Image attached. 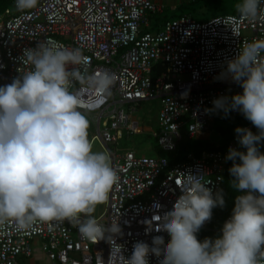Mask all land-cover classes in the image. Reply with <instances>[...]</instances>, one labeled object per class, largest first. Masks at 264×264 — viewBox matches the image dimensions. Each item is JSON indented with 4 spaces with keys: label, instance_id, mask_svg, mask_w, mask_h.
<instances>
[{
    "label": "built area",
    "instance_id": "obj_1",
    "mask_svg": "<svg viewBox=\"0 0 264 264\" xmlns=\"http://www.w3.org/2000/svg\"><path fill=\"white\" fill-rule=\"evenodd\" d=\"M260 7L255 20H244L238 13L207 20L181 15L165 20L156 31L147 30L151 15L161 11L153 0H39L36 8L25 11H17L12 0L0 13V85L30 69L21 59L24 49L47 41L79 48L89 58V73L108 70L117 77L111 97L99 107L89 108L92 93L76 88L96 131L90 140L100 141L120 176L95 218L105 227L119 223L122 231L115 239L124 246L125 256L138 241L151 245L160 235L168 242L166 232L155 231L158 222L152 216L171 210L181 194L182 174H202L206 187L215 193L229 148L242 150L235 133L224 149L191 150L173 164L165 154L137 155L119 148L122 138L137 132L134 112L142 102L158 100L156 141L163 152H176L184 126L189 137L210 131V112H222L212 110L213 100L242 93L230 78L217 77L246 43L264 38V0ZM241 127L252 130L253 125ZM213 217L212 210L211 220L200 231L209 229ZM147 221H152L148 234ZM37 243L50 264H119L109 258L105 240L94 243L77 227L55 221L37 223L29 230H18L14 222L0 226V264H25ZM149 264H158V258L150 255Z\"/></svg>",
    "mask_w": 264,
    "mask_h": 264
},
{
    "label": "clouds",
    "instance_id": "obj_2",
    "mask_svg": "<svg viewBox=\"0 0 264 264\" xmlns=\"http://www.w3.org/2000/svg\"><path fill=\"white\" fill-rule=\"evenodd\" d=\"M262 0H240L239 17L255 20ZM39 0H15L17 11L37 7ZM264 38L246 43L227 62L218 79L230 78L242 93L220 96L213 109L238 111L257 129H235L240 151L229 148L225 157L231 187L243 194L235 198L230 218L216 238L198 240L197 233L211 220L212 210L223 208L222 191L206 187L202 174H182L181 194L171 210L153 215L155 231L164 237L133 244L130 256L115 237L117 222L101 225L93 213L108 202L120 176L110 154L93 151L90 121L83 110L81 91L92 93L89 108L99 107L112 95L117 77L108 70L89 73V58L79 48L47 41L23 50L30 69L0 85V226L14 222L18 230L37 223L67 222L83 238L110 245L109 258L119 264H264ZM83 69V70H82ZM238 161V162H237ZM158 210L159 204L154 205ZM147 221L146 234L152 230Z\"/></svg>",
    "mask_w": 264,
    "mask_h": 264
},
{
    "label": "rangeland",
    "instance_id": "obj_3",
    "mask_svg": "<svg viewBox=\"0 0 264 264\" xmlns=\"http://www.w3.org/2000/svg\"><path fill=\"white\" fill-rule=\"evenodd\" d=\"M155 2L161 7V11L151 15L152 24L147 28L148 31H156L161 28L165 20L177 18L181 15H188L196 20H207L216 15L235 13V5L240 0H157ZM158 111L159 102L157 99L142 102L139 109L133 114V118L138 123L137 132L129 137L125 136L122 138L119 141V148L123 150L132 149L137 155L143 156L165 154L169 159H176L178 157V161H181L185 158L188 151L180 150L179 147L197 145L199 142L201 144L208 142L214 145L220 141L221 136L215 128L217 121L212 123L213 129L210 131L198 133L192 137L188 136L187 128L184 126L181 128L183 139L178 145L176 152H163L159 149L156 141ZM210 115L214 121L215 114L210 112ZM88 132L89 138L96 132L91 123ZM92 143L93 151H105L98 139H93ZM104 206L105 204L98 205L93 215L97 217L104 209ZM221 229L222 226L216 229V237L221 234ZM26 264H50L43 254L39 243L33 244V255L27 260Z\"/></svg>",
    "mask_w": 264,
    "mask_h": 264
},
{
    "label": "trees",
    "instance_id": "obj_4",
    "mask_svg": "<svg viewBox=\"0 0 264 264\" xmlns=\"http://www.w3.org/2000/svg\"><path fill=\"white\" fill-rule=\"evenodd\" d=\"M11 4H12V0H0V13L4 11L6 8H9ZM214 114H215L214 121L211 120V129H213L212 123L217 121L215 128L217 129V131L221 136L220 141L214 145H211L208 142L204 144H201L199 142L197 145L194 144V145L181 146L179 147L180 150H186V151L192 150L196 153H199L201 149H214V148H217L219 150L224 149L226 142L232 137V135L235 134V129L237 127H241L244 124H251V122L245 119L242 114H233V113L225 114L224 112H217ZM252 131L255 133L257 132V129L253 126ZM243 150L244 149L242 148L241 151ZM260 151L264 153V142H261ZM178 160H179L178 157L176 159H170V163L171 164L176 163ZM232 163L233 162L230 160L226 161L224 173H223V179L221 181L220 189H219L220 191H222L223 198L225 201V206L223 208L216 207L213 209V213H214L213 222L211 223L209 229H204L197 233L198 240L202 241L205 238H213V239L216 238V229L221 227L222 222L227 217H230L232 214L236 196L243 194L241 192H237L235 189L231 187L230 181L233 179V177H231V175L229 174L228 169L232 166Z\"/></svg>",
    "mask_w": 264,
    "mask_h": 264
},
{
    "label": "crops",
    "instance_id": "obj_5",
    "mask_svg": "<svg viewBox=\"0 0 264 264\" xmlns=\"http://www.w3.org/2000/svg\"><path fill=\"white\" fill-rule=\"evenodd\" d=\"M154 1H157V0H154Z\"/></svg>",
    "mask_w": 264,
    "mask_h": 264
}]
</instances>
